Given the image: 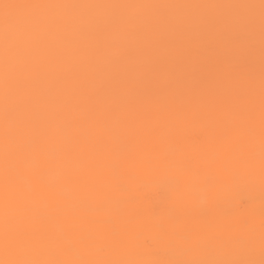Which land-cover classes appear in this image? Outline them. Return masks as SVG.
Listing matches in <instances>:
<instances>
[{
	"label": "bare ground",
	"instance_id": "1",
	"mask_svg": "<svg viewBox=\"0 0 264 264\" xmlns=\"http://www.w3.org/2000/svg\"><path fill=\"white\" fill-rule=\"evenodd\" d=\"M262 21L261 0H0V264H264V200L229 195L264 157Z\"/></svg>",
	"mask_w": 264,
	"mask_h": 264
},
{
	"label": "rangeland",
	"instance_id": "2",
	"mask_svg": "<svg viewBox=\"0 0 264 264\" xmlns=\"http://www.w3.org/2000/svg\"><path fill=\"white\" fill-rule=\"evenodd\" d=\"M258 155L260 157H258V159H256L254 162L256 174L250 177L248 181V184H249L248 190L241 194L231 191V193L229 194L231 196V199H234V197H236V201L240 203L239 207L243 208L246 206V207H249V209H251L252 202H255V201L258 202V200L259 201L264 200V157H262L263 155L262 153L261 154L258 153ZM253 194L258 195L256 200L254 199V197L252 199L251 195ZM254 217L255 216L251 210V213H248L244 216V221H247L248 223L251 224L252 228H250V232L251 233L255 232V234H257L260 232L261 227L257 228L258 225L256 226L257 223L256 222L254 223L255 221ZM263 225H264V222H263Z\"/></svg>",
	"mask_w": 264,
	"mask_h": 264
},
{
	"label": "snow or ice",
	"instance_id": "3",
	"mask_svg": "<svg viewBox=\"0 0 264 264\" xmlns=\"http://www.w3.org/2000/svg\"><path fill=\"white\" fill-rule=\"evenodd\" d=\"M261 5L264 7V0H261ZM3 7L7 10L14 7H20L19 5L13 4H4ZM6 25L9 23V17L5 16ZM262 40H264V21H262ZM17 264H38L35 261H19ZM164 264V262H162ZM167 264H171V262H167ZM177 264H253L252 261H210V262H202V261H184L177 262Z\"/></svg>",
	"mask_w": 264,
	"mask_h": 264
}]
</instances>
